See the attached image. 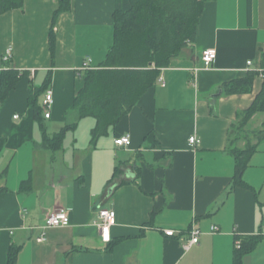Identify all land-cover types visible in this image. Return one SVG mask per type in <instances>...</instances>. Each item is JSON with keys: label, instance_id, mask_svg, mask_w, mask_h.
Listing matches in <instances>:
<instances>
[{"label": "crops", "instance_id": "crops-1", "mask_svg": "<svg viewBox=\"0 0 264 264\" xmlns=\"http://www.w3.org/2000/svg\"><path fill=\"white\" fill-rule=\"evenodd\" d=\"M59 5L24 0L0 13V89L4 70L22 73L0 102V264L9 263L12 250L14 264H234L237 238L253 235L261 239L242 264H264V112L240 131V114L264 85V0L208 1L196 41L97 137V119L75 120L71 108L88 67L98 66L114 41V13L132 3L72 0L57 17L53 52ZM206 49L217 51L210 68L202 60ZM253 70L259 74L250 92L226 94L225 83ZM49 90L54 103L46 118ZM38 91L42 118L30 103ZM73 122L61 148L47 145V136ZM124 135L130 146L115 143ZM191 136L200 143L191 145ZM236 136L239 147L255 146L245 185L235 184ZM61 208L70 211V224L47 229L38 241L39 226ZM102 208L116 212L110 242L97 225ZM193 228L201 230L200 242L186 248Z\"/></svg>", "mask_w": 264, "mask_h": 264}, {"label": "trees", "instance_id": "trees-1", "mask_svg": "<svg viewBox=\"0 0 264 264\" xmlns=\"http://www.w3.org/2000/svg\"><path fill=\"white\" fill-rule=\"evenodd\" d=\"M210 0H131L127 10L114 13V41L104 60L95 67H89L85 73V84L77 93L71 112L79 120L85 116H94L97 126L94 137L106 134L138 103L143 94L154 86L161 70L171 64L182 50L197 39V29L206 3ZM24 0H0V13L13 8H22ZM72 0H60L50 29V46L55 50V26L60 13L71 10ZM264 68V53L262 55ZM259 74L250 71L248 76L224 84L226 94L247 93L252 90L254 78ZM264 76L263 73H261ZM22 73L14 68L6 69L2 74L0 102L15 88ZM37 94H33L30 103L34 105L35 115L42 118L41 105H37ZM258 112H264V85L251 107L242 112L240 131ZM77 122L64 126L60 133L46 137L47 145L54 149L62 147L67 129L74 128ZM235 143L230 152L236 160L235 184L245 185L243 173L255 146L241 148ZM2 189L0 188V192ZM261 239L253 235L242 242L234 257V264H242L243 256L252 251ZM17 250L10 253L9 263L14 264Z\"/></svg>", "mask_w": 264, "mask_h": 264}, {"label": "built area", "instance_id": "built-area-1", "mask_svg": "<svg viewBox=\"0 0 264 264\" xmlns=\"http://www.w3.org/2000/svg\"><path fill=\"white\" fill-rule=\"evenodd\" d=\"M12 57V47H9L7 49V52L4 56V60L8 61ZM217 57V51L215 49H206L203 51L202 54V60L204 64V68H210L212 64L214 63L215 59ZM92 61L91 57L87 58V62L90 63ZM251 61L248 62L249 65H251ZM89 68V67H88ZM54 103V94L52 90L47 91L44 101H43V109L45 111L44 115L46 118H49L51 116V108ZM15 117H18L16 115ZM115 143L120 146H130L131 136L130 135H124L115 140ZM200 143V140L196 136L190 137V144L196 145ZM116 221V212L114 209L111 208H102L99 210V221L97 222L98 227L101 231V238L104 242H110L111 241V228L115 224ZM70 224V211L65 208H61L51 214H49L43 224L39 226L42 229V233L40 236L37 237L38 241H44L46 240V231L47 229L51 227L56 226H66ZM213 231H217L218 228L216 226L212 227ZM167 235H174V230H167ZM202 232L199 228H193L190 232V236L185 244L186 248H190L191 246L198 244L200 242V236ZM236 247L241 248L242 246V240L241 238H237L236 240Z\"/></svg>", "mask_w": 264, "mask_h": 264}, {"label": "rangeland", "instance_id": "rangeland-1", "mask_svg": "<svg viewBox=\"0 0 264 264\" xmlns=\"http://www.w3.org/2000/svg\"><path fill=\"white\" fill-rule=\"evenodd\" d=\"M72 114L74 115V112H72L71 115H72Z\"/></svg>", "mask_w": 264, "mask_h": 264}, {"label": "water", "instance_id": "water-1", "mask_svg": "<svg viewBox=\"0 0 264 264\" xmlns=\"http://www.w3.org/2000/svg\"><path fill=\"white\" fill-rule=\"evenodd\" d=\"M221 92H222V90L220 91V93H219V94H221Z\"/></svg>", "mask_w": 264, "mask_h": 264}]
</instances>
